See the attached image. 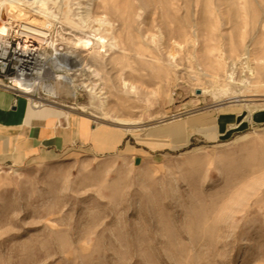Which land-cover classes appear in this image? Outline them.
<instances>
[{
  "label": "rangeland",
  "instance_id": "rangeland-1",
  "mask_svg": "<svg viewBox=\"0 0 264 264\" xmlns=\"http://www.w3.org/2000/svg\"><path fill=\"white\" fill-rule=\"evenodd\" d=\"M46 6L86 69L19 96L98 136L0 157V264H264V0Z\"/></svg>",
  "mask_w": 264,
  "mask_h": 264
},
{
  "label": "crops",
  "instance_id": "crops-1",
  "mask_svg": "<svg viewBox=\"0 0 264 264\" xmlns=\"http://www.w3.org/2000/svg\"><path fill=\"white\" fill-rule=\"evenodd\" d=\"M23 94V93H21ZM60 114L50 108H32L24 96L0 90V157H25L34 152L60 151L73 143L90 144L98 133L85 118H66L58 127Z\"/></svg>",
  "mask_w": 264,
  "mask_h": 264
},
{
  "label": "bare ground",
  "instance_id": "bare-ground-1",
  "mask_svg": "<svg viewBox=\"0 0 264 264\" xmlns=\"http://www.w3.org/2000/svg\"><path fill=\"white\" fill-rule=\"evenodd\" d=\"M22 0H0V7L3 9V14L0 17V40L2 35L7 32V23L14 21L17 23L20 28V33L33 37V39L39 43V46L34 47L33 54L36 55V59L40 62L38 69H43L41 71V78H51L57 77L62 78L64 81L71 83L73 77L70 75H78L82 70H85L86 67H83V61L80 59L78 52L75 50H70L65 46H55L53 51L50 54H47L42 50V44L47 43V31H45L43 26L38 23V20L35 18L43 17L49 19L47 12L46 0H24L30 4H33L34 7H37L38 10L33 11L29 16H25L24 12L18 6ZM82 19V18H80ZM83 22V20H81ZM48 28V27H47ZM67 33V32H66ZM81 35L75 36V40L72 42V45L89 47L94 44H98L100 47H104V43L107 42L104 37L100 35H84V33H79ZM72 35V34H71ZM72 40V39H71ZM74 47V46H73ZM76 48V47H75ZM54 71L62 72L61 74H55ZM91 70V69H90ZM35 83L45 89L48 93L55 96V90L49 83L42 81L41 79H35ZM35 89L34 84H28L25 88L27 93H31ZM29 95V94H28ZM29 102L31 106L36 109L39 107V103L35 98L30 97ZM34 106H33V105ZM120 123L126 122L124 120L118 119Z\"/></svg>",
  "mask_w": 264,
  "mask_h": 264
},
{
  "label": "built area",
  "instance_id": "built-area-1",
  "mask_svg": "<svg viewBox=\"0 0 264 264\" xmlns=\"http://www.w3.org/2000/svg\"><path fill=\"white\" fill-rule=\"evenodd\" d=\"M7 27L0 40V86L16 94H31L25 91L28 84H34L36 89L39 85L35 83L36 78L45 82L49 79L41 78L43 69H38L41 65L33 54V48L39 43L33 37L21 34V26L14 21H9ZM40 46L45 52L46 43Z\"/></svg>",
  "mask_w": 264,
  "mask_h": 264
}]
</instances>
